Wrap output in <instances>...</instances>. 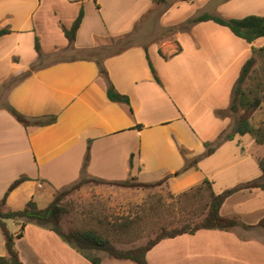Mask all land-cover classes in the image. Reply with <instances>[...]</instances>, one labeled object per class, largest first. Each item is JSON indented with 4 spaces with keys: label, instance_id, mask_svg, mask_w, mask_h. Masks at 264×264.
Listing matches in <instances>:
<instances>
[{
    "label": "crops",
    "instance_id": "crops-1",
    "mask_svg": "<svg viewBox=\"0 0 264 264\" xmlns=\"http://www.w3.org/2000/svg\"><path fill=\"white\" fill-rule=\"evenodd\" d=\"M80 7L83 17L68 45L59 22L69 27ZM201 13L264 15V0H0V28L10 30L0 36V199L15 179L29 178L9 192L4 209H21L31 198L38 207L39 198L48 204L56 190L79 179L88 149L87 176L145 183L167 176L165 187L175 195L205 178L219 193L258 177L263 144L249 134L218 141L233 124L219 112L227 111L251 46L264 37L248 43L214 21L189 22ZM108 80L128 104L107 98ZM7 104L29 119L54 121L24 126ZM205 142L213 153L184 169L186 159L203 154ZM219 212L255 227L162 239L146 253L148 263L264 264V226H258L264 189L230 194ZM15 248L23 264H92L34 223ZM163 248L171 258L155 263Z\"/></svg>",
    "mask_w": 264,
    "mask_h": 264
},
{
    "label": "trees",
    "instance_id": "trees-1",
    "mask_svg": "<svg viewBox=\"0 0 264 264\" xmlns=\"http://www.w3.org/2000/svg\"><path fill=\"white\" fill-rule=\"evenodd\" d=\"M156 3L162 4L165 0H155ZM83 17V8L80 7L76 17L72 21L69 27H66L63 23L59 22V26L67 39L68 45H71L74 41L76 31L81 23ZM211 20L220 25L226 26L230 31L244 39L248 43H252L254 40L260 37H264V15L249 14L241 18H224L218 14L201 13L191 19L189 22H200ZM8 28H0V36L9 33ZM35 50L39 53L40 43L38 38H35ZM264 56V43L259 46H251V55L241 66L238 77L233 84L231 99L227 111L236 113L239 109L242 113L235 119L229 132L223 133L219 136V140L233 139L238 135L249 134L258 144H264V124L257 127L253 126L248 118V114L257 108L260 104V96L258 95L262 89L258 83L253 88L245 89L243 85L247 78L250 77L253 72V64L255 63V55ZM150 68L157 79L154 69L149 61ZM99 72L104 77L107 76L104 66L98 62ZM106 96L109 100L114 102H123L128 104L129 100L126 95L120 94L114 88L113 84L108 80L106 87ZM5 108L15 117L17 121L24 126L28 125H44L54 121V117L50 116L45 119L36 118L29 119L25 115L18 112L11 105H5ZM219 113L225 114L226 111H220ZM205 151L203 154L186 159L184 169L192 166H197V162L204 156H208L213 153L215 146L205 142ZM88 149V148H87ZM89 159V149L86 152L79 179L69 184L68 186L57 190L52 200L44 207H38L33 198L29 199L23 208L21 209H4L6 197L11 190H13L19 183L29 179L27 176H21L10 183L2 198L0 199V231L3 236L4 246L6 253L0 255V264H23L19 258L18 252L15 248V240L22 237L25 226L28 223H34L41 227L47 228L57 234L65 243L75 249L77 252L86 257L92 264H104L102 258L98 255H89L88 250H101L105 252L110 258L124 263L132 264H149L146 259V253L155 246L158 242L165 238H173L182 234H194L200 229H219L229 230L235 226H241L246 229L254 228V225H247L239 221L234 217H227L220 214L219 209L223 201L232 193L253 188L264 189V157L258 159V165L261 170V174L251 180H247L242 183H238L233 187L226 188L219 193H214L211 189V182L208 179H204L199 186L191 188L188 191L182 192L180 196L189 195V193L199 191L206 188L208 191V202L206 203V210L203 216L193 222H183L173 227L162 226L152 237H149L144 243L131 246L126 249L116 247L112 240L105 234L95 229H72L65 230L62 226V218L68 213L67 207L63 204L64 197L72 190L79 188L84 184L91 182L94 183H108L122 187H148L152 185L165 183L167 176L151 183H145L138 181L135 177H131L125 180H104L100 178H94L87 176L85 168ZM132 156L129 163L131 165ZM3 207V208H2ZM13 219L18 224V230L15 233H11L6 224V220ZM128 219V220H127ZM123 221L113 224L114 232L119 234L126 233L132 226V218H127ZM258 226H264V219L258 223ZM115 233V234H116Z\"/></svg>",
    "mask_w": 264,
    "mask_h": 264
},
{
    "label": "rangeland",
    "instance_id": "rangeland-1",
    "mask_svg": "<svg viewBox=\"0 0 264 264\" xmlns=\"http://www.w3.org/2000/svg\"><path fill=\"white\" fill-rule=\"evenodd\" d=\"M262 41L264 38L260 39L259 42ZM110 47L108 50L113 51L117 45ZM258 83L262 89L258 94L261 98L260 104L248 114L250 122L255 127L264 124V56L256 54L253 72L245 81L243 88H253ZM241 113L242 110L239 109L236 113L226 111L225 114L229 115L234 123ZM250 138L248 140H252ZM261 148L264 150V144ZM248 152L251 151L248 149ZM251 153L253 154V152ZM45 199L39 198L38 204L44 207L47 204ZM208 199L206 188L186 196H180L179 194H172L164 183L148 187H122L108 183L91 182L72 190L64 197L63 204L67 207L68 213L63 216L61 222L65 230L95 229L105 233L116 247L126 249L144 243L149 237L154 236L162 226L173 227L183 222H193L200 219L206 210ZM127 218L134 220L129 230L124 234L114 232L113 224ZM5 222L11 233L17 232L18 225L15 220L8 219ZM180 245L183 244L180 243ZM166 251L167 249L164 248L162 251H156L153 257L155 263L160 262L161 256ZM87 253L99 255L104 264H132L114 260L101 250H88ZM170 258L171 256L166 254L161 260L166 262ZM246 259L250 261L248 263H251L254 257H247Z\"/></svg>",
    "mask_w": 264,
    "mask_h": 264
}]
</instances>
